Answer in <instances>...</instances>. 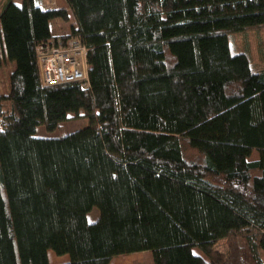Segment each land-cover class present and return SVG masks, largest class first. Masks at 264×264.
Here are the masks:
<instances>
[{"label": "trees", "instance_id": "obj_1", "mask_svg": "<svg viewBox=\"0 0 264 264\" xmlns=\"http://www.w3.org/2000/svg\"><path fill=\"white\" fill-rule=\"evenodd\" d=\"M56 17L73 19L59 36ZM262 26L264 0H8L0 264H50V249L70 255L60 264L146 249L154 264H264V66L230 42ZM70 36L88 47L90 84L42 85L37 46Z\"/></svg>", "mask_w": 264, "mask_h": 264}, {"label": "rangeland", "instance_id": "obj_2", "mask_svg": "<svg viewBox=\"0 0 264 264\" xmlns=\"http://www.w3.org/2000/svg\"><path fill=\"white\" fill-rule=\"evenodd\" d=\"M8 0H0V12L2 11L5 3ZM21 2V0H15ZM46 7H62L67 5V0H51L49 4H43ZM72 23V22H71ZM71 23L65 21L61 17L53 18L51 20L52 30L54 33H60L65 28L68 30L71 28ZM230 42L233 52H245L251 58V62L254 67L264 66V26L253 28L245 31H233L230 33ZM12 65V64H11ZM8 76L7 65L0 66V84L2 87L5 86V81ZM178 88L183 90V80L181 76H178ZM90 106V99L86 97L85 107ZM83 108L82 112L84 111ZM88 123L87 117H78L73 119L62 120L55 129H49L45 124L37 126L36 135L38 136H57L62 133H67L83 127ZM259 156V151L254 150L249 156L250 159H254ZM100 214V210L95 206L88 212V218L90 221H95ZM215 248L220 253L221 259L227 258V244L225 240L219 241ZM194 251L199 254H204L199 247H195ZM50 264H60L64 261L69 260L70 255L68 253L58 254L53 249L49 250ZM110 264H154L153 252L150 249L120 253L115 255Z\"/></svg>", "mask_w": 264, "mask_h": 264}, {"label": "built area", "instance_id": "obj_3", "mask_svg": "<svg viewBox=\"0 0 264 264\" xmlns=\"http://www.w3.org/2000/svg\"><path fill=\"white\" fill-rule=\"evenodd\" d=\"M37 61L44 86L89 81L88 47L78 36L48 40L37 46Z\"/></svg>", "mask_w": 264, "mask_h": 264}, {"label": "crops", "instance_id": "obj_4", "mask_svg": "<svg viewBox=\"0 0 264 264\" xmlns=\"http://www.w3.org/2000/svg\"><path fill=\"white\" fill-rule=\"evenodd\" d=\"M38 2H40L42 5L43 4H49L50 3V1L51 0H37ZM44 6V5H43ZM67 6V5H66ZM46 7V6H45ZM57 18V17H56ZM52 20V19H51ZM66 21V20H65ZM69 22L71 23V22H73V19H71V20H69ZM51 26H52V24H51ZM68 31V29L67 28H65L63 31H61L60 33H54L53 32V30H52V32L55 34V35H58L59 36V34H61V33H63V32H67Z\"/></svg>", "mask_w": 264, "mask_h": 264}]
</instances>
